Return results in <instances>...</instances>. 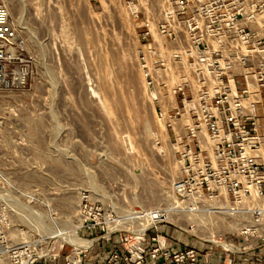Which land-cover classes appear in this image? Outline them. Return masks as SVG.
Here are the masks:
<instances>
[{
	"label": "rangeland",
	"instance_id": "obj_1",
	"mask_svg": "<svg viewBox=\"0 0 264 264\" xmlns=\"http://www.w3.org/2000/svg\"><path fill=\"white\" fill-rule=\"evenodd\" d=\"M2 1L28 65L23 86L0 89L3 234L47 243L52 253L73 243L67 237L84 247L103 232L80 228L82 197L106 218L128 216L117 228L142 230L132 214L168 204L181 172L173 128L186 123L172 116L180 95L148 87L143 76L142 0H133L136 9L127 0ZM164 78L178 82L172 67ZM215 221L183 232L225 253L205 240L239 236Z\"/></svg>",
	"mask_w": 264,
	"mask_h": 264
},
{
	"label": "built area",
	"instance_id": "obj_2",
	"mask_svg": "<svg viewBox=\"0 0 264 264\" xmlns=\"http://www.w3.org/2000/svg\"><path fill=\"white\" fill-rule=\"evenodd\" d=\"M127 3L136 9L133 0ZM140 5L146 84L159 83L167 95H180L181 106L173 108L172 116L186 120L173 128L181 172L171 183L167 205L133 212L142 230L117 228L128 216L106 218L103 208L85 197L78 208L80 228L103 232L91 243L118 235L121 250H110L103 264H160V259L206 264L208 251L175 249L156 231L170 223L193 234L196 227L211 229L221 218L225 231L236 233L239 242L231 236L205 241L222 246L226 264L234 255L249 261L255 256L249 253L264 248V0H142ZM153 25L161 43L154 39ZM170 67L178 75L171 86L164 78ZM27 75L16 31L0 0V89L23 86ZM3 231L0 264H38L57 256L47 243L20 242ZM65 244L70 249L64 264H88L90 244L76 248L61 242L59 248Z\"/></svg>",
	"mask_w": 264,
	"mask_h": 264
},
{
	"label": "crops",
	"instance_id": "obj_3",
	"mask_svg": "<svg viewBox=\"0 0 264 264\" xmlns=\"http://www.w3.org/2000/svg\"><path fill=\"white\" fill-rule=\"evenodd\" d=\"M157 233L165 236L168 241L172 243L175 249H179L183 246H192L201 250L208 251V261L206 264H226L228 260L224 257V255L213 248L210 244L206 245L200 243L195 238L187 235L181 230L176 229L175 227L168 226L162 224L158 226ZM70 246L67 245L66 248H59L57 252V256L53 259H45L40 260L38 264H64V255L68 253ZM110 250H121V245L119 243V239L117 235L112 236L110 240H105L100 238L98 240H94L87 252L86 259L88 264H103L104 259L107 253ZM255 255L251 258V260L246 261L242 260L239 256L234 255L232 257V262L230 264H264V261L260 260L261 256L264 255V248H259L249 253V255ZM160 264H171L168 262H164L160 259Z\"/></svg>",
	"mask_w": 264,
	"mask_h": 264
},
{
	"label": "bare ground",
	"instance_id": "obj_4",
	"mask_svg": "<svg viewBox=\"0 0 264 264\" xmlns=\"http://www.w3.org/2000/svg\"><path fill=\"white\" fill-rule=\"evenodd\" d=\"M23 217V216H22ZM140 228H138V230H139ZM57 233V232H56ZM54 234V233H53ZM52 234V235H53ZM51 235V234H50ZM59 235H60V233H59ZM61 236V235H60ZM63 237H65V235L63 236ZM78 237V236H77ZM76 238V237H75ZM61 239V238H60ZM65 239V238H64ZM63 239V240H64ZM66 241L68 240V241H70V242H73V243H75V244H79V243H77V241H79V240H77V239H74V237L73 238H71V237H67L66 239H65ZM72 243V244H73ZM84 243V242H83ZM75 246V245H74ZM76 248H80V246H75Z\"/></svg>",
	"mask_w": 264,
	"mask_h": 264
}]
</instances>
